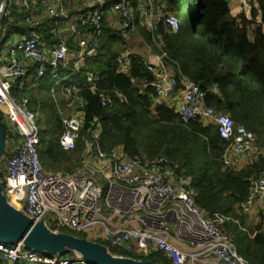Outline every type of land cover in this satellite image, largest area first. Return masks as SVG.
I'll list each match as a JSON object with an SVG mask.
<instances>
[{
    "label": "built area",
    "instance_id": "obj_1",
    "mask_svg": "<svg viewBox=\"0 0 264 264\" xmlns=\"http://www.w3.org/2000/svg\"><path fill=\"white\" fill-rule=\"evenodd\" d=\"M34 1L41 3L52 20L57 19L69 2L18 0L19 7L27 14L31 32L22 35L10 49V62L0 64V112L6 116L8 130L16 135L14 152L4 157L1 186H4V196L11 200L14 209L53 233L75 232L73 236H90L94 239L92 242L102 240L110 249L123 254L119 256L123 258L143 261L151 254L159 253L172 264H260L252 263L238 253L224 228L228 221H234L233 218L224 214H215L211 219L206 217L197 206L190 178L180 173L169 158L161 156L151 162L144 155L125 156L120 149H117L119 154L116 150L108 155L101 149L100 128L84 133L86 102L80 94L83 87L81 84L69 85V77L63 76L69 68L66 40L75 38L81 49L74 69L78 74L86 60L95 56L98 39L103 33L106 1L94 0V6L83 13L65 16L70 22L69 29L62 33L54 28L52 33L60 42L50 48L42 45L41 23L33 19ZM241 2L242 14L253 23L249 37L253 38L257 28L264 33L262 17H253L255 5L251 0ZM118 8L119 31L127 39L130 33L137 32L136 11L127 0H121ZM14 11V0H0V24L11 22ZM137 12L152 33L157 50L159 43L155 31L161 20L172 33L180 30L177 15L163 14L153 0L140 4ZM239 22L242 24L241 20ZM81 29L83 34H80ZM159 49L158 62L147 64L153 79H132L133 83L140 82L142 91L153 90L152 108L175 110L184 126L199 121L218 127L220 137L231 143L225 151L223 163L232 172H240L251 162L264 157V149L257 145L253 132L244 125H236L231 116L207 105L209 97L222 99L220 88L210 85L203 90ZM19 53L34 66L32 75L37 81H43L46 76L51 78L53 97L61 89L59 94L63 95L65 107L71 112L70 115L59 112L63 126L59 137L61 149L74 152L78 142L86 136L83 160L74 171L52 173L41 164L38 112L28 97L18 98L11 94L15 81L28 78L30 73L29 67L18 59ZM133 59L130 52L121 53L116 60L118 74H129ZM84 78L88 90L100 97L102 107L112 108L116 100L130 105L123 94L102 91L98 74L86 73ZM56 105L58 109V101ZM91 152L102 162L100 165L96 166L88 159ZM248 182L250 194L238 209L242 215L254 216L255 209L264 208V172L250 176ZM242 229L248 232L244 227ZM258 234H264V225L249 236L253 239ZM75 257L48 256L29 250L22 243L6 245L0 242V258L9 264H90L78 255Z\"/></svg>",
    "mask_w": 264,
    "mask_h": 264
},
{
    "label": "trees",
    "instance_id": "obj_2",
    "mask_svg": "<svg viewBox=\"0 0 264 264\" xmlns=\"http://www.w3.org/2000/svg\"><path fill=\"white\" fill-rule=\"evenodd\" d=\"M105 1L103 33L98 39L95 56L85 62L88 69L85 72L98 74L101 77L102 91L111 94L119 92L127 98L130 105L116 100L112 108H104L101 106L100 97L88 90L85 75L79 82L70 80L69 85L81 84L83 87L80 94L86 102L83 113L84 133L100 128L101 149L108 155L120 149L125 156L144 155L151 162L161 156L169 158L180 173L183 172L190 178L197 206L207 218L211 219L215 214H224L239 219L244 225L238 206L245 202L250 194L248 178L259 176L264 172V157L251 162L240 172H232L226 169L223 163L225 151L231 143L220 137L218 127L207 126L199 121L184 126L175 110L165 107L153 109V90L142 91L139 88L140 82H132V79L138 81L153 79L148 72L146 61L134 57L129 74L117 72L116 60L121 53L127 52L126 44L121 32L110 26L106 16L108 12L115 10L119 11L118 19L120 18L118 5L121 0ZM127 1L136 11L137 30L149 44L153 45L152 33L137 12L139 5L146 0ZM153 1L161 9L170 12L165 14L177 15L181 23L180 30L176 34L163 24V20L156 27L155 34L164 37L169 57L177 62L183 74L199 84L203 90L210 85H217L221 90L222 99L209 97L207 105L213 106L219 112L230 113L232 121L236 125H244L253 132L257 138V145L264 149V33L262 30L255 29L253 38H250L249 33L253 23L248 21L244 14L232 18L226 0ZM255 1L257 7L253 10V17H262L264 20V0ZM189 2L192 4L191 18ZM81 30L80 34H83L84 30ZM40 32L44 35L43 30ZM46 34L49 35L45 32V37ZM1 35L2 32L0 37ZM50 37L52 36L49 35L46 39L49 40ZM203 39L206 40V44L203 43ZM153 47L158 51L154 45ZM214 47L216 49H213ZM78 51H80L79 47ZM226 53L236 58L242 65L243 72L252 77L262 87L261 90L257 89L254 82L249 86L242 74H236L233 66L228 63ZM76 75L70 67L63 74L64 78L69 77V79ZM31 76L32 83L24 82V79L16 80L11 94L17 96L16 91L22 83L25 88L33 87L32 91L26 88L22 92V97L26 96L30 99L33 109L38 114L45 112V130L40 132L41 164L47 170L48 163L52 160L58 162L65 172L74 171L79 165L78 162L82 160L86 136L78 142L74 152L67 153L61 149L59 137L63 126L60 116L56 114L57 107L53 105L52 109H47L45 99L36 96L39 91H49L53 82L49 76L43 81H37L32 71L28 77ZM0 122L6 140L4 154L6 156L13 152L16 135L7 129L1 114ZM225 227L228 231V225L225 224ZM242 227L236 228L232 235L237 246L240 243L246 245L242 255L239 254L252 263L264 264V234H258L252 239ZM262 227L263 224L259 225L258 230L260 231ZM79 237L87 238L85 235ZM99 244L107 247L105 243ZM109 252L112 255H123L114 249H109ZM60 257L76 258L75 255L64 254ZM143 261L172 264L159 253L151 254Z\"/></svg>",
    "mask_w": 264,
    "mask_h": 264
},
{
    "label": "crops",
    "instance_id": "obj_3",
    "mask_svg": "<svg viewBox=\"0 0 264 264\" xmlns=\"http://www.w3.org/2000/svg\"><path fill=\"white\" fill-rule=\"evenodd\" d=\"M93 5H94V0H69V2L65 5L64 10L57 17V19L52 20L48 17L45 10L42 8L41 3L36 4V1H34L33 5H32L33 10H34L33 19L37 20L41 23L40 31L41 30L44 31V35L42 34V32H40L42 35V45L46 48H50L51 46H54L55 44L60 42V39H58L57 37H55L53 35V33H52L53 29L57 27L59 29V31H61V32L67 31L69 29L70 22H69V20H67L65 18V16L69 15L70 17H73L79 13H82L84 10L93 7ZM230 5L232 7L233 13H235V15L238 14L237 3L231 2ZM108 14L109 15L106 16V21L110 23L111 27H113L118 32H120L119 31V25H120L119 19L118 20L114 19L113 17L110 16L111 15L110 13H108ZM26 15L27 14L24 13V10L21 9L18 4H16L15 5V13L13 15L12 21L9 23H7L5 21L1 22L0 32H2V35L0 37V52L2 51L3 48H6L7 51H6V55H4V57L2 59H1V55H0V64L10 62V55H9L10 49L17 44L18 39L22 35H27L31 32L29 24L27 23V16ZM238 16L239 15L233 16V18H237ZM163 24H164V22H163ZM81 31H83V30H81ZM167 31H168V29L166 28V33L169 32V31L168 32ZM45 32L49 33V35L52 36V37H50L49 40L46 39V37L49 38V35L46 34V37H45ZM11 35L16 36L15 40L13 42H9ZM62 36L64 37L65 35L63 34ZM157 39L159 40V45H157V46H159L161 48V50H163L167 54L166 42H165L164 37L160 34V35H157ZM66 43L68 45V50H69V58H68V59H70V63H69L70 66L69 67L71 68V70H74L76 68V60L80 56L81 49H80V51H78L77 41L73 37L67 38ZM125 44H126V50L128 52H130L134 57L142 58L144 61H146L147 64L157 63L158 58L161 55L159 47H158L159 51H156L155 48L147 42V40L141 35V33L138 30L136 33L132 32L129 34L127 39H125ZM17 57L22 63H24L25 65H27L29 67V71L33 72L35 70L34 66H32L28 62V60L24 57V55L22 53H19ZM80 66H83V65H80ZM87 70H88L87 64H85V67H81L78 74L76 76L72 77L70 80L72 82H79V80L84 77V75L86 73L85 71H87ZM25 81L28 83H32L33 82L32 76L25 78L24 82ZM13 85H15V83ZM26 88L29 91H32L33 87H29V88L26 87ZM26 88L24 86V83H22L20 85V87L18 88V90L16 91V93H17L16 97H18V98H20L19 96L22 97V92ZM37 90H38V87H37ZM47 91L48 90L39 91V92L46 94ZM60 95H62V94H59V96ZM223 113H225V112H223ZM39 114H40V112H39ZM225 114L231 116L230 113H225ZM13 152H14V149H13ZM116 153L119 154L120 151L117 150ZM5 162H6V158H4L3 160L0 161V184H1L3 177H4ZM260 207H262V206H260ZM257 219H259V218H257Z\"/></svg>",
    "mask_w": 264,
    "mask_h": 264
},
{
    "label": "water",
    "instance_id": "obj_4",
    "mask_svg": "<svg viewBox=\"0 0 264 264\" xmlns=\"http://www.w3.org/2000/svg\"><path fill=\"white\" fill-rule=\"evenodd\" d=\"M1 125L0 122V160L6 150V140ZM6 202L0 189V242L3 244L22 243L27 249L48 256L75 253L90 264H155L151 261H137L112 255L105 246L87 238L53 233L41 223L32 222Z\"/></svg>",
    "mask_w": 264,
    "mask_h": 264
},
{
    "label": "rangeland",
    "instance_id": "obj_5",
    "mask_svg": "<svg viewBox=\"0 0 264 264\" xmlns=\"http://www.w3.org/2000/svg\"><path fill=\"white\" fill-rule=\"evenodd\" d=\"M193 1H195V0H193ZM226 1H227L228 5H229L230 15L232 16V18H233V16L240 15V14H242L244 12V8L242 6L241 0H226ZM14 2H15V5L18 4V0H14ZM231 2L237 3V5H238V14H236V15L232 11V7L230 5ZM252 2L255 5V7H257V2L255 0H253ZM94 4H95V1H94ZM191 6H192V4L189 2V15H190V18H191V15H192ZM157 7L163 14L170 13V12H166L165 10L161 9L159 6H157ZM108 13H110L111 14L110 16L113 17L114 19H118V17H119V11L112 10V11H110ZM15 37H16L15 35H11V38H10L9 42H13L15 40ZM156 41L159 43L158 39H156ZM203 43L206 44V40L205 39H203ZM153 45L155 46V44H153ZM213 49H216V47H214ZM6 51H7V49L3 48L2 51L0 52L1 59L4 57V55H6ZM226 56H227V59H228V63L231 66H233L234 71L236 72V74H238V75L242 74L243 78L245 79V82H248L249 86H250V84L252 82H254L255 85L257 86L258 90L262 89V87L252 77L248 76L247 73L243 72L242 65L236 60V58L234 56L230 55L229 53H226ZM68 63H70V59H68ZM36 83H40V82H36ZM60 91H61V89L57 92L55 97H53V95L50 93V89H49V91L46 94L45 93H39V94L36 93V96L38 98H40V99H45V102L47 104V109H50V108L52 109L53 105L57 107L56 101H58L60 106L57 109L56 114L60 115L59 112L61 111L64 115H70L71 112L68 111L66 109V107H65V102H64L63 95L59 96ZM246 109H248L247 106H246ZM47 111H49V110H47ZM0 114L2 116L3 122L6 124V116H5V114L3 112H0ZM39 119H40L39 130H41L40 132L42 133L45 130V121H44L45 120V112L44 111L40 112ZM4 157H2V160L4 159ZM88 159H90V161H92L96 166H98V165H100L102 163L101 161H99L96 158V155H95L94 152L90 153V156H89ZM82 160H83V156H82ZM82 160H80L78 162L79 163L78 167H80V163H81ZM74 162H77V161H74ZM47 171L53 172V173H59V174L65 172L64 169L61 167V165H59L58 162L52 161V160L48 163ZM0 189H1L2 195L4 196V186H0ZM5 199L7 201L6 204L10 205L11 207L14 208V204L11 202V200L7 199V198H5ZM22 204H23V202H22ZM254 213H255L254 216L252 214L251 215H241V217H242V219L244 221V225L242 224V222L239 219H235V218H233L234 221H228L226 223V225H228V228H229V229H227L228 230L227 233L230 235L233 243L235 244V246L237 248L238 253H240L241 255H242V251L245 249L246 245H245V243H240L237 246L232 235L234 234V231L236 230V228H240V226L245 227V229L248 231V232H245V233H247L248 235H249V233H251L253 231L254 232L255 231H259L258 230L259 229L258 226L261 225V224L264 225V209L262 207H259V208L255 209ZM257 218H259V219H257ZM224 228L226 230L225 226H224ZM87 238L89 240H91V241H94V239L92 237H90V236H87ZM97 241H99V243H104V241H102V240H97ZM106 248L108 250L110 249V247H108V245H107ZM64 255L73 256V255H75V253H66ZM115 256H121V255H115ZM0 264H7V263H5L2 260H0Z\"/></svg>",
    "mask_w": 264,
    "mask_h": 264
},
{
    "label": "bare ground",
    "instance_id": "obj_6",
    "mask_svg": "<svg viewBox=\"0 0 264 264\" xmlns=\"http://www.w3.org/2000/svg\"><path fill=\"white\" fill-rule=\"evenodd\" d=\"M70 234H71V235H74V234H75V232H70Z\"/></svg>",
    "mask_w": 264,
    "mask_h": 264
}]
</instances>
